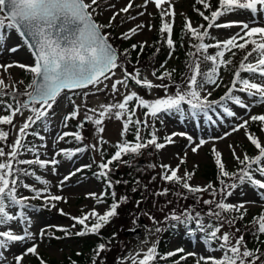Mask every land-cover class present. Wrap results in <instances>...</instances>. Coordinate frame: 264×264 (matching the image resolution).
Wrapping results in <instances>:
<instances>
[{
  "label": "snow or ice",
  "instance_id": "1",
  "mask_svg": "<svg viewBox=\"0 0 264 264\" xmlns=\"http://www.w3.org/2000/svg\"><path fill=\"white\" fill-rule=\"evenodd\" d=\"M150 3L155 6L160 17L156 43L167 46L168 58L171 59L177 47L173 38L176 12L172 0H141L139 4H136L135 0H126L125 5L119 8L116 7L114 0H0V47L10 53H16L20 48L27 47L32 60L31 63L0 64V69L9 78L8 83L0 78V264H7L5 254L21 244L25 247L18 253H13L14 264H23L30 255L37 258L39 264H46L38 253L39 243L36 241L37 236L42 240L52 234L47 228H41L38 234L31 231L32 221L28 211L25 210H39L33 209L30 200H42L41 207L50 209L57 208L58 202L67 203V200L61 195L51 193L49 180L42 174H37L34 168L40 170L50 168L51 172L56 174L61 164L59 157L72 161L78 154L89 149L100 152L101 161L96 164L98 171L93 175L98 180H102L105 190L100 193L90 192L87 197L94 199L96 205L107 204L109 196L112 202L107 204L102 214L95 206L88 211L82 209L79 216H71L63 209H58L60 215L68 216L74 223L68 227L47 226L55 228L65 236L100 237L101 230L113 218L119 216L120 207L129 202L127 195L117 198L115 186L128 184L129 181H113L114 164L115 167L120 164L127 165L129 160H125V156H138L144 149L154 148L157 152L164 150L176 143V137H185L188 141L185 147L190 148L193 154H198L205 145L212 144L211 154L217 169L216 179L219 187L212 182L203 186L191 183L198 165L194 166L192 171L185 169L183 175L179 174L181 166L186 164L187 151L183 156L177 154L179 163L175 167L162 162L159 165L161 171L157 176L164 184L179 187L180 191L172 194L184 200L192 196L195 197V204L208 206L205 215L209 219L206 222L205 215L197 211L194 205L186 206L180 212L170 209L163 221H156L155 217L148 213L144 215L154 224L163 222L171 229L184 226L186 229L184 234L193 237L198 245L201 240L199 234H203V244L208 245V254L199 255L195 264H264L262 259L264 251L259 246L249 248L245 234L236 227L237 221L245 220L247 205L256 201L229 202V198L242 187L259 190L257 196L259 200L264 201V140L250 129V125L258 124L259 132L264 134V113H251L252 107L264 105V0H217L215 6L211 0H195V5H201L203 10L195 5L193 10L207 24L199 23L194 26L190 18L187 16L184 18L181 31L190 41V50L186 53L187 73L183 74L179 83L176 80L177 70L166 66L168 60L161 63L158 69L153 68L151 72V76L158 83L143 76L139 67H134L132 71L128 70L126 63H132L130 50L136 52V64H139V58L146 46H151L147 40L132 43L130 49L125 48L122 52L111 43V29L122 27L123 24L135 21L138 17L154 16L147 11ZM134 8L139 11L132 15ZM106 13L108 14L105 22L101 18L105 17ZM122 14L126 15L122 17ZM241 14L246 18L227 19L229 16ZM117 20L119 25L116 23ZM233 27L238 28V31L224 39L213 35L211 31ZM145 28L151 32L155 25L151 21L148 23L142 21L121 31L119 38L130 41ZM13 31L21 38V42L14 46L7 44L5 39L6 36L10 39V32ZM191 41L195 42L191 43ZM237 51H243L244 55L232 72L230 84L225 85L226 91L223 95L211 99L213 92L223 84L221 69L229 70ZM159 52L160 48L157 47L153 56ZM13 67L23 69L31 76L30 82L24 86L23 91L17 85H23L24 81L11 79L9 70ZM117 70L121 73L120 78H116ZM109 81L110 86L106 83ZM133 86L146 89L148 92L163 90L164 94L147 99L138 91L131 90ZM106 91L113 97L112 101L100 103L96 107H88L86 99L89 95ZM240 94H244L246 99ZM78 96L82 97V102L79 104L75 100ZM117 96L121 98L115 99ZM5 97H10L11 102ZM65 97L71 110L63 116V126L68 128L70 121L73 120L78 123L75 131H62L57 135L55 144L59 145L61 142L71 144L73 141L82 143L84 136L80 129L88 123L93 125L98 139L94 144L58 148L45 159L40 149L45 150L46 156L48 148L46 138L36 132L34 126L40 124L43 130L47 131L55 107ZM235 107L246 110V118L234 124L231 130L223 135L209 139L200 138L198 142L185 132H172L161 139L154 124L162 114H178L183 120L200 119L212 123L214 121L212 113L222 112L227 117H237ZM138 109L145 110L142 113L144 119L137 116ZM25 112L29 114L25 116ZM17 116L24 117L23 123L16 130L13 142L8 144L11 133L3 126L16 128L14 120ZM111 119L122 122L121 140L114 145L115 151L105 159L102 146L107 141L102 134L106 130V121ZM147 129L151 130L144 135L143 132ZM241 130L256 150V154L249 155L244 151L241 155L236 150L239 145L229 144L231 156L236 162L235 170L230 171L216 142ZM130 131L134 137L132 141L126 138ZM30 135L44 143L39 145L27 143V137ZM25 153L31 154L33 158H23ZM91 167L92 164H86L76 168L64 176L57 187L62 188L72 176ZM149 167L154 168L156 165ZM157 176H153L150 183L155 181ZM26 178H32L34 183L26 182ZM135 183L139 185L141 182L136 180ZM37 184L40 187H37ZM147 187L148 185H144L145 190ZM21 188L34 195L31 197L20 195ZM131 191L135 193L138 188L133 187ZM170 192H172L170 187L162 186L152 195L166 197ZM203 194H208L210 198L203 199ZM141 203L142 200H137V207ZM172 203L171 200L167 201L169 205ZM193 222L195 228L187 229V225ZM133 223L135 224L136 220ZM249 223L254 230V240L264 245V239H261L264 236V211L254 216ZM225 225L230 226L231 230L224 231ZM77 226H80L79 230L71 231ZM17 228L20 229L19 232ZM168 228L155 227L154 231L161 233ZM29 241L32 242L30 246ZM110 243L111 241L102 240L95 246L91 264H105L102 253L110 251ZM144 243L147 245V240ZM158 243L159 241H154L146 247V250L117 257L115 264H126V262L158 264L160 261L174 257L178 259L172 260V264H181L187 257L197 256L195 252L185 253L183 248L161 254L158 252ZM217 252L220 253L219 256L216 255ZM77 255L79 256L80 253L78 252ZM71 264L77 262L72 261Z\"/></svg>",
  "mask_w": 264,
  "mask_h": 264
},
{
  "label": "rangeland",
  "instance_id": "2",
  "mask_svg": "<svg viewBox=\"0 0 264 264\" xmlns=\"http://www.w3.org/2000/svg\"><path fill=\"white\" fill-rule=\"evenodd\" d=\"M114 2L116 4V7L119 8L125 5L126 0H114ZM172 2L174 4V10L176 12L174 31L179 30L183 27V21L185 16H187L193 21L194 26L199 23H204L205 25L207 24V22L203 21L202 18L199 17L198 14L193 10V6L195 5L194 0H172ZM135 3H141V0H135ZM137 11H139V9L134 8L132 10V15H135ZM147 11L149 13H153L154 16L149 17L148 15H145L143 17H138L135 21L127 22L123 24L122 27H116L110 30L112 32L111 43L115 48H117L121 52L124 50V48H122V45L125 41L119 38V33L121 31L127 30L128 28H131L134 24H139L142 21L145 23L151 21L155 25L153 31L149 32L145 28L142 33L135 36L130 41H132L133 43H137L138 41L147 40L148 44L151 46H146V48H150L152 54L155 52V49L159 47L160 52L162 51L163 54L167 53L168 55L169 49L167 48V46L162 43H156L158 39L157 30L160 24L159 14L157 13L155 6L151 3L148 5ZM107 14L108 13H106L105 17L101 18L105 22ZM125 15L126 14H122V17ZM245 18V15L242 14L227 17V19L229 20H243ZM116 23L119 25V20H117ZM211 31L213 35L218 36L220 39H224L238 31V28L233 27L231 29L223 30L212 29ZM10 37V39L8 38V36L5 37V39L7 40V44L9 45L14 46L15 44L21 42V38L14 31L10 32ZM194 42L195 41H191V43ZM183 43V52L185 51V56L180 59L177 55H175L174 52L173 57L171 59L168 58V63L166 65L169 69L175 68L177 70L176 80L178 83L181 82L183 74L187 73L186 61L188 57L186 56V53L190 50L189 39H185ZM184 46L186 50H184ZM160 52L158 54H160ZM243 55V51H237V55L233 57V65L229 66V70L221 69V75L223 76V84L220 88L216 89L213 92V96L211 97V99H217L219 98V96L224 94V92L226 91L225 85L230 84V81L232 79V72L235 70V67L238 65ZM149 56L150 55L148 54H144L145 58H139V64H136V61L132 62L131 64H127L126 61H124L123 57H121V60L126 63V66L129 71H132L134 67H139L143 76H147L150 80H153V82L158 83V81H155L154 78L151 76V72L153 68L158 69L160 67V61L159 63H157V58H159V55L156 54L152 58H150ZM10 62L31 63V54L28 48L22 47L16 53H10L4 51L3 47H0V64H7ZM9 72L13 81H24L23 85H17V87L21 91H23L24 86L30 82V74L25 72L23 69L17 67L11 68ZM120 75V71L117 70L116 78H120ZM0 78L5 79L6 83L9 82L8 76L3 73L2 69H0ZM106 83H109L110 86L111 82L109 81ZM131 90L138 91L140 95L144 96L147 99H152L158 95L162 96L164 94L163 90H153L151 92H148L146 89L139 88L138 86H133ZM240 95L242 96V98L246 99V96L244 94ZM120 98L121 97L117 96L115 99ZM5 99L11 102L10 97H5ZM112 99L113 97L110 95L109 92L106 91L95 95H89L86 99V103L88 107H96L100 103H108L112 101ZM75 100L76 103L79 104L82 102V97H75ZM186 107L187 106H185V108ZM70 110L71 109L69 106V102L65 97L60 101L59 105L55 107V113L53 116L50 117L49 127L47 131H44L43 126L40 124L34 126V130L36 132H39L41 135L45 136L46 143L48 145L46 156L44 155L45 150L40 149L43 158L47 159L52 155L53 151L58 148H74L78 146L96 143L98 136L94 133L93 125L91 123H88L83 129H80L84 136V140L82 143L73 141L71 144L65 142H61L59 145L55 144L57 135H59L62 131L76 130V124L78 123V121L76 120L70 121L68 128H64L63 126V116ZM234 110L237 113V117H227L226 115L222 114V112L212 113L214 117V121L212 123L202 121L200 119L183 120L179 117L178 114H162L159 119L154 121V124L155 128L158 130V135L161 137V139L165 135L171 134L172 132H185L188 135H192L194 140L198 142L200 138L209 139L210 137L221 136L226 131H230L231 127L234 124L240 122L241 119L246 118V110H242L239 107H235ZM143 111L145 110L138 109L137 116L140 119H144L142 115ZM251 113H264V105H257L252 107ZM28 114L29 113L25 112L24 115L27 116ZM82 118L83 116L81 115V119ZM23 119L24 117L21 116H17L15 118L14 123L16 125V128H11L10 126H3L6 130H9L11 133L7 141L8 144H11L15 139L16 130L23 123ZM150 123H152L151 120ZM105 126L106 130L102 135L107 141V143L102 146V151L104 154L109 153L110 155L115 151L114 145L121 140L120 133L122 129V122L116 121L115 119H111L106 121ZM250 129L251 131L257 133L262 140H264V134H261L259 132L258 124L250 125ZM150 130L151 129L144 130L143 134L147 135V131ZM132 135L133 133L132 131H130L127 134L126 138L132 141ZM175 139L176 143L174 145H169L166 149L161 150L159 152H157L154 148H148L147 150L149 151L147 152L144 151L146 149L142 151L143 155L141 156V160L139 161L141 167L137 177V180H139L141 183L139 185H134V187H137L140 191V193L138 192V200H142V203L139 207H137L136 205L137 200L134 199L135 193L131 191L133 187H127V189H119V187H117V189L115 188L117 198H119V196L121 195H127L129 197V202L127 204L122 205L119 209H122L119 216L113 218L112 221L105 226L109 228L112 234L115 233V238L111 239L113 245H109L110 251L102 253V257H104L105 264H115L118 253L120 254L119 257H124L130 254H135L136 252H140L142 250H146V247L150 246L154 241H159V243H161L167 240L168 248L166 250V253L176 248H183L185 250V253H197V256L187 257L186 260H184L181 264H195V261L199 255L208 254V245L203 244V234H199L201 236L200 245H203V247H201L200 245H198L197 241L193 237L184 234L186 232L184 226H178L177 229H171L168 228L167 224L163 222L160 224H154L153 221L148 219V216L144 215V213H148L151 216L155 217L156 221H163L164 216L169 213L170 209H175L177 212H180L183 210L184 207L194 205L197 211H201L202 215H205L207 211L208 206H205L203 204H195V197L190 196L189 199L184 200L183 198L172 194L173 192L180 191L179 187L176 185L164 184L157 176V173L161 171L159 165L162 162L170 164L172 167H175L179 163V158L177 154L183 156L184 152L187 151L188 156L186 164L181 166V171L179 174L183 175V171L185 169L192 171L193 167L198 165L195 170L194 179L191 181V183L193 185L201 186L209 183V181L205 177V174L211 169H213L217 173V169L214 164V157L211 154L212 144L209 143L205 145L198 151V154H193L191 153L190 148L185 147L188 144V141L185 137H176ZM27 143L39 145L44 142L40 141L37 137L30 135L29 137H27ZM229 144L239 145L240 147H237L236 150L241 155L244 151H247L249 155L256 154V150L246 139L243 130L238 133H233L230 137H227L222 141H217L216 146L218 150L222 152L223 160L226 163L228 170L230 171L235 170L236 162L231 156V152L228 148ZM23 158L31 159L33 157L31 156V154L25 153ZM106 158H108V156L105 157V159ZM59 159H61V164L58 166L56 174H53L50 168L45 170L34 168V170L37 171V174H42L44 178L49 180V188L51 193L63 196L67 200V203L58 202L57 208L50 209L47 207H41V205L43 204L42 200H30L37 203L36 206L33 207V209L39 210H25L28 211L32 221L31 231L38 234L41 228H47L48 232L56 233V240H48L47 237L41 240L40 237L37 236L36 241L37 243H39L38 253L40 257L56 261H62L66 256H70L73 253L80 252L81 248L80 244H76L73 238H67L62 232L57 231L55 228L47 227L49 225H59L68 227L72 223H74L71 219H69L68 216L60 215L58 209H63L64 212L71 214V216H79L81 215L82 209L83 211H88L95 206L97 210L102 214L107 207V204L96 205L94 199L87 197V194L90 192L100 193L101 191L105 190V185L103 184L102 180H98L93 175L95 172L98 171L96 164L101 161L100 152L89 149L84 153L78 154L72 161H68L63 157H59ZM86 164H92V167L84 169L83 171L72 176L68 181L64 183L62 188L57 187V185L60 183L64 176L68 175L76 168ZM149 165H156V167H149ZM153 176H157V179L150 183L151 178ZM26 182L34 183L32 178H26ZM144 185H148L147 190H145ZM36 186L40 187L39 184H37ZM162 186L170 187L172 189V192H170V194L166 197L153 196L152 193L154 191L159 190ZM258 191L259 190H254L251 187H242L240 191H237L233 197L229 198V202L238 203L240 201L246 200L256 201L255 203L247 205L248 212L246 218L249 219L250 217L256 214H260L262 211H264V201L259 200L257 196ZM19 192L22 196L31 197L32 195H34L28 190L22 188L19 189ZM202 198L209 199L210 196L208 194H203ZM108 199L112 201L111 196H109ZM168 200H171L173 203L171 205L167 204ZM161 208H163L164 210L161 211ZM208 219L209 218L205 215L206 222L208 221ZM134 220H136L135 224L133 223ZM13 227L16 226L13 225ZM155 227L168 228V230L161 233H156L154 231ZM236 227H238L237 224ZM239 228L243 233L246 230V227ZM79 229L80 226H77L76 229H71V231L74 232ZM16 230L18 232L20 231L19 228H17ZM230 230V226L225 225L224 231ZM134 231H138L137 237L132 235ZM145 240H147V245L144 243ZM31 243L32 242L29 241L28 245L30 246ZM24 247L25 245L21 244L19 247H13L11 249V252L6 253L5 255L7 264H14L13 253H18ZM216 255L219 256L220 253L217 252ZM33 258L34 257H32L31 255L28 256L24 260L23 264H33ZM174 259H178V257H174ZM126 264H130V262H126Z\"/></svg>",
  "mask_w": 264,
  "mask_h": 264
},
{
  "label": "trees",
  "instance_id": "3",
  "mask_svg": "<svg viewBox=\"0 0 264 264\" xmlns=\"http://www.w3.org/2000/svg\"><path fill=\"white\" fill-rule=\"evenodd\" d=\"M194 3H195V0H194ZM211 3L213 4V6H215L217 3V0H211ZM195 6L201 8V10H203L201 5H195ZM205 14H207V12ZM181 29L175 30L174 35H173V38L177 44V47L175 49V55H177L178 58H180V59L183 58V56H185V54H184L185 51L183 52V45H184L183 42L185 41V39L186 40L188 39L187 36H184ZM181 37H183V39H181ZM132 43H133L132 41H125L122 45V48H124V49L129 48L130 49V44H132ZM184 50H186L185 46H184ZM144 54L150 55L149 56L150 58L153 57V54L151 53L150 48H145L144 52L140 56V59L145 58ZM130 55H131L132 62L136 61V59H137L136 52L130 50ZM157 55H159V58H157V63H159V61H160V63H163L165 60H168L167 53L163 54L161 51L160 54H157ZM131 137H132L131 139H134L133 135ZM144 151L147 152L149 150L146 149ZM104 155H105V157H107V156L109 157L111 154L109 155V153H107ZM142 155H143V152L140 155H138L137 157L136 156L135 157L125 156L124 159L129 160V164H127V165L126 164H120L118 167H115V164H114L115 170L112 174L113 181H115V180H127V181H129L128 184L116 185L115 186L116 189H117V187H119V189H123V188L127 189V187L128 188L134 187V185L136 184L135 181L137 180L139 170L141 167V164H139V161L141 160L140 158ZM216 176H217V173L213 169H211L209 172H207L205 174V177L207 178V180L209 182H212L215 186L219 187ZM138 192L140 193V191L138 190L134 194L135 200H138V197H139ZM111 202L112 201H110L107 197V204H110ZM29 203L33 207H35L37 204L33 201H30ZM121 211H122V209L119 210V214ZM257 215L258 214L254 215V216H257ZM254 216L250 217L249 219L245 217L244 221H237V225H238V227H246L244 234H245V239L247 241V246L249 248H255V247L259 246L261 248V250L264 251V245L259 244V242L254 240V237H253V231L254 230L252 229L251 224L249 222L252 221ZM194 228H195L194 223H190L187 226V229H189V230L194 229ZM50 233L52 234V236L47 237L48 240H50V239L56 240L57 239L56 233H54V232H50ZM65 237H67V238L69 237L71 239L73 238V240L76 244H80V247H81L80 252H79L80 255L78 256L77 253H73L70 256H66L62 261H56V260L46 259V258L42 257L46 261V264H71L72 261H76L77 264H91V258L94 254L93 250H94L95 246L98 243H100L102 240L105 242L111 241V239H113V234L111 233V231L109 230L108 227H104L101 230V236L100 237H98L96 235H86L84 237L69 235V236H65ZM261 239H264V236H262ZM111 244L113 245L112 241H111L110 245ZM167 248H168L167 240L158 244V252L161 254L166 253ZM119 255L120 254L118 253L117 257H119ZM262 259H264V257H262ZM172 260H174V258H170L167 261H160V262H158V264H172ZM33 264H39V260L35 257L33 258Z\"/></svg>",
  "mask_w": 264,
  "mask_h": 264
},
{
  "label": "water",
  "instance_id": "4",
  "mask_svg": "<svg viewBox=\"0 0 264 264\" xmlns=\"http://www.w3.org/2000/svg\"><path fill=\"white\" fill-rule=\"evenodd\" d=\"M132 235L135 236V237H137V236H138V231H134V232L132 233Z\"/></svg>",
  "mask_w": 264,
  "mask_h": 264
}]
</instances>
